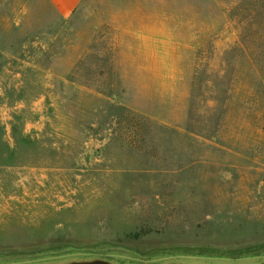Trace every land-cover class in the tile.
Wrapping results in <instances>:
<instances>
[{"label":"rangeland","instance_id":"1","mask_svg":"<svg viewBox=\"0 0 264 264\" xmlns=\"http://www.w3.org/2000/svg\"><path fill=\"white\" fill-rule=\"evenodd\" d=\"M260 249L264 0H0V259Z\"/></svg>","mask_w":264,"mask_h":264},{"label":"water","instance_id":"2","mask_svg":"<svg viewBox=\"0 0 264 264\" xmlns=\"http://www.w3.org/2000/svg\"><path fill=\"white\" fill-rule=\"evenodd\" d=\"M249 258L252 264H264V249L238 255L216 253L177 252L160 253L141 259L127 252L111 251L94 253L71 250L60 253H44L37 256L0 259V264H214L216 260Z\"/></svg>","mask_w":264,"mask_h":264},{"label":"crops","instance_id":"3","mask_svg":"<svg viewBox=\"0 0 264 264\" xmlns=\"http://www.w3.org/2000/svg\"><path fill=\"white\" fill-rule=\"evenodd\" d=\"M61 16H70L77 11L86 0H49Z\"/></svg>","mask_w":264,"mask_h":264}]
</instances>
